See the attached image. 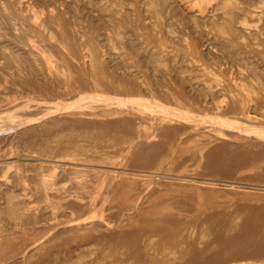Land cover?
<instances>
[{"label":"rangeland","instance_id":"1","mask_svg":"<svg viewBox=\"0 0 264 264\" xmlns=\"http://www.w3.org/2000/svg\"><path fill=\"white\" fill-rule=\"evenodd\" d=\"M263 132L264 0H0V264H264Z\"/></svg>","mask_w":264,"mask_h":264},{"label":"bare ground","instance_id":"2","mask_svg":"<svg viewBox=\"0 0 264 264\" xmlns=\"http://www.w3.org/2000/svg\"><path fill=\"white\" fill-rule=\"evenodd\" d=\"M237 3H238V2H237ZM248 3H249V2H248ZM251 4H252V3H251ZM221 8H223V7H221ZM248 12H249V11H248ZM238 14H239V13H238ZM161 16H162V15H161ZM159 18H160V17H159ZM161 18H162V17H161ZM156 19H157V18H156ZM256 30H257V29H256ZM231 45H232V44H231ZM251 45H252V44H251ZM243 49H244V48H243ZM244 50H245V49H244ZM260 56H261V55H260ZM231 57H232V56H231ZM233 59H234V58H233ZM251 63H252V62H251ZM257 73H258V72H257ZM117 84H118V83H117ZM218 87H219V86H218ZM238 88H239V87H238ZM219 93H220V92H219ZM237 94H238V93H237ZM124 95H125V94H124ZM122 97H123V96H122ZM113 98H114V97H113ZM95 99H96V98H95ZM130 99H131V98H130ZM127 100H128V99H127ZM127 100H126V101H127ZM143 100H144V99H143ZM128 101H129V100H128ZM120 102H122V101L120 100ZM120 102H119V103H120ZM134 103H135V102H134ZM136 103H137V102H136ZM122 104H123V103H122ZM126 104H127V103H126ZM192 104H193V103H192ZM124 105H125V104H124ZM119 106H120V105H119ZM134 106H135V104H134ZM139 106H140V105H139ZM126 107H127V106H126ZM128 107H129V106H128ZM132 107H133V106H132ZM163 107H164V106H163ZM64 108H65V107H64ZM64 108H62V109H64ZM159 108H160V107H159ZM165 108H166V107H165ZM165 108H164V109H165ZM167 108H168V106H167ZM66 109H67V108H66ZM126 110H127V109H126ZM134 110H135V109H134ZM155 110H157V109H155ZM159 110H160V109H159ZM59 111H62V110H59ZM135 111H136V110H135ZM138 111H139V110H138ZM143 111H144V110H143ZM160 111H161V110H160ZM160 111H159V113H160ZM200 111H201V110H200ZM161 112H162V111H161ZM175 112H176V111H175ZM178 112H179V111H178ZM183 112H184V111H183ZM47 113H48V112H47ZM180 113H182V111H180ZM136 114H137V113H136ZM164 114H165V113H164ZM167 114H168V113H167ZM167 114H166V115H167ZM183 114H184V113H182V114H180V115L183 116ZM185 114H187V113H185ZM185 114H184V117H185ZM45 115H46V114H45ZM160 115H163V114H160ZM168 115H169V114H168ZM204 115H205V114H204ZM204 115H203V116H204ZM247 115H248V114H247ZM174 116H175V115H174ZM187 116H188V114H187ZM199 116H200V115H199ZM107 117H108V116H107ZM167 117H168V116H167ZM176 117H177V116H176ZM179 117H180V116H179ZM193 117H195V116L193 115ZM196 117H197V115H196ZM209 117H210V116H209ZM219 117H220V116H219ZM219 117H217V118H219ZM39 118H40V117H39ZM164 118H165V117H164ZM173 118H174V117H173ZM204 118H205V117H204ZM110 119H111V118H110ZM165 119H166V118H165ZM189 119H190V118H189ZM210 119H211V118H210ZM201 120H202V119H201ZM216 120H217V119H216ZM74 121H75V120H74ZM181 121H182V120H181ZM222 121H223V120H222ZM107 122H108V121H107ZM188 122H189V121H188ZM191 122H192V121H191ZM194 122H195V121H194ZM225 122H226V123H224L225 125L228 124L227 121H225ZM198 123H199V122H198ZM205 123H206V122H205ZM212 123H213V122H212ZM217 123H218V122H217ZM217 123H216V124H217ZM21 124H22V123H21ZM28 124H29V123H28ZM195 124H196V123H195ZM220 124H221V123H220ZM222 124H223V123H222ZM230 124H232V125H230ZM230 124H228V125L233 126V123H230ZM153 125H154V124H153ZM234 125H235V124H234ZM16 126H17V125H16ZM18 126H19V125H18ZM20 126H21V125H20ZM20 126H19V127H20ZM22 126H24V124H23ZM109 126H110V125H109ZM203 126H204V125H203ZM217 126H219V125H217ZM243 126H244V125H243ZM76 127H77V126H76ZM221 127H222V126H221ZM226 127H227V126H226ZM234 127H235V126H234ZM239 127H240V126H239ZM236 128H237V127H236ZM245 128H246V127H245ZM248 128H249V127H248ZM120 129H121V128H120ZM233 129H234V128H233ZM243 129H244V127H243ZM246 129H247V128H246ZM234 130H235V129H234ZM250 130H251V129H250ZM82 131H84V130H82ZM262 131H263V130H262ZM241 132H242V131H241ZM257 132H258V131H257ZM257 132H256V133H257ZM203 133H204V132H203ZM261 133H262V132H261ZM91 134H92V133H91ZM224 134H225V133H224ZM263 134H264V132H263ZM263 134H262V135H263ZM237 135H238V134H237ZM255 135H257V134H255ZM66 136H67V135H66ZM260 136H261V135H260ZM129 137H130V136H129ZM235 139H236V138H235ZM131 141H132V140H131ZM229 142H230V141H229ZM89 143H90V142H89ZM103 143H104V142H103ZM108 143H109V142H108ZM122 143H123V142H122ZM90 145H91V144H90ZM125 145H126V144H125ZM125 145H123V146H125ZM127 147H128V146H127ZM127 147H126V148H127ZM215 147H216V146H215ZM255 147H256V146H255ZM257 147H258V146H257ZM152 148H153V147H152ZM156 148H157V147H156ZM158 149H159V148H158ZM160 149H161V148H160ZM166 149H167V148H166ZM255 150H256V149H255ZM168 151H169V150H168ZM177 152H178V151H177ZM198 152H200V151H198ZM132 153H133V152H132ZM206 153H207V152H206ZM115 154H116V153H115ZM149 154H150V153H149ZM149 154H148V155H149ZM260 155H261V154H260ZM133 157H134V156H133ZM141 157H142V156H141ZM152 157H153V156H152ZM154 157H155V155H154ZM205 160H206V159H205ZM121 161H122V160H121ZM137 161H138V160H137ZM201 161H202V160H201ZM140 162H141V161H140ZM120 170H121V169H120ZM90 172H91V171H90ZM116 172H117V171H116ZM120 173H121V172H120ZM138 174H139V173H138ZM159 174H160V173H159ZM94 176H95V175H94ZM159 177H160V176H159ZM207 178H208V177H207ZM99 180H100V179H99ZM118 180H119V179H118ZM174 180H175V179H174ZM187 180H188V179H187ZM209 180H210V179H209ZM213 180H214V179H213ZM91 181H92V180H91ZM193 181H194V180H193ZM204 181H205V180H204ZM144 182H145V181H144ZM206 182H207V181H206ZM210 183H211V182H210ZM98 184H100V183H98ZM98 184H97V185H98ZM197 184H199V183H197ZM252 184H253V183H252ZM117 185H118V184H117ZM208 185H209V184H208ZM131 186H132V185H131ZM212 186H213V185H212ZM99 187H100V186H99ZM117 187H118V186H117ZM222 188H223V187H222ZM234 188H235V186H234ZM236 188H237V187H236ZM240 189H241V188H240ZM238 190H239V189H238ZM203 192H204V191H203ZM4 193H5V192H4ZM146 193H147V192H146ZM6 196H7V195H6ZM118 197H119V196H118ZM7 198H8V197H7ZM167 198H168V196H167ZM117 199H118V198H117ZM257 199H258V198H257ZM202 203H203V202H202ZM173 204H174V203H173ZM19 206H20V204H19ZM96 207H97V206H96ZM23 209H24V208H23ZM101 209H102V208H101ZM29 211H30V210H29ZM21 212H22V211H21ZM21 212H20V213H21ZM32 212H33V211H32ZM164 212H165V211H164ZM71 214H72V213H71ZM100 214H101V213H100ZM160 214H161V213H160ZM160 214H158V215H160ZM68 215H69V214H68ZM156 216H157V215H156ZM161 216H162V215H161ZM153 217H154V216H153ZM157 217L160 219L159 216H157ZM163 217H164V216H163ZM100 219H101V218H100ZM161 219H163V218H161ZM161 219H160V220H161ZM167 219H169V218H167ZM92 220H94V219H92ZM81 221H82V220H81ZM85 221H86V220H85ZM107 221H108V220H107ZM156 221H158V220L156 219ZM162 221H163V220H162ZM166 221H168V220H166ZM166 221H165V222L163 221L164 223L162 222L163 225H165V223H167ZM173 221H174V220H173ZM71 222H72V221H71ZM26 223H27V222H26ZM180 223H181V222H180ZM212 223H213V222H212ZM128 224H129V223H128ZM128 224H127V225H128ZM154 225H155V224H154ZM154 225H153V226H154ZM163 225H161V226H163ZM54 226H55V225H54ZM94 226H95V225H94ZM153 226H152V227H153ZM155 226H157V225H155ZM155 226H154V227H155ZM218 226H219V225H218ZM181 227H182V226H181ZM159 228H160V226H159ZM182 228H183V227H182ZM182 228H181V229H182ZM58 229H59V228H58ZM152 229L154 230L155 228H152ZM152 229H151V230H152ZM157 229H158V227H157L155 230L157 231ZM163 229H164V226H163ZM165 229H167V226H166V225H165ZM175 229H176V231L178 232V229H179V228H178V229L175 228ZM158 230H159V229H158ZM167 230H168V229H167ZM167 230H166V232H167ZM179 230H180V229H179ZM182 230H183V229H182ZM186 230H187V233H188V229L185 228V229L183 230V233H182V234H184V231H186ZM49 231H50V230H49ZM156 231H153V232H156ZM159 231H160V230H159ZM159 231H157V232H159ZM229 231H230V230H229ZM172 232H173V231H172ZM174 233H175V231H174ZM180 233H181V231H180ZM185 233H186V232H185ZM50 234H51V233H50ZM161 234H163V233H161ZM172 234H173V233H172ZM174 235H175V234H174ZM184 235H185V234H184ZM47 236H48V235H47ZM187 236H188V235H186V237H187ZM173 238H174V237H173ZM183 238H185V237H183ZM183 238H182V239H183ZM245 238H246V237H245ZM44 239H45V238H44ZM240 239H241V238H240ZM174 240H175V238H174ZM179 240H181L180 237H179ZM184 240H185V239H184ZM186 240H187V239H186ZM245 240H246V239H245ZM245 240H244V241H245ZM155 241H156V240H155ZM242 241H243V240H242ZM36 242H37V241H36ZM173 242L176 243V241H173ZM181 242H182V241H181ZM181 242H180V244H181ZM105 243H106V242H105ZM34 244H35V243H34ZM100 244H101V243H100ZM115 244H116V243H115ZM171 244H172V243H171ZM176 244H177V243H176ZM180 244H179V246H180ZM190 244H191V243H190ZM121 245H122V244H121ZM174 246H175V245H174ZM190 246H191V245H190ZM207 246H208V245H207ZM29 247H30V246H29ZM172 247H173V246H172ZM177 247H178V246H177ZM181 247H182V245H181ZM181 247L179 248V250L181 249ZM174 248H175V247H174ZM174 248H173V249H174ZM187 248H188V247H187ZM187 248H185V250H186ZM103 249H104V248H103ZM163 249H164V248H163ZM188 250H189V249H188ZM180 251L183 252L182 249H181ZM186 251H187V250H186ZM105 252H106V251H105ZM151 252H152V251H151ZM177 252H178V250H177ZM182 252H180V253H182ZM184 252H185V251H184ZM184 252H183V253H184ZM183 253H182V254H183ZM174 254H175V253H174ZM186 254H187V253H186ZM186 254H184V255H185V256H188V255H186ZM104 255H105V254H104ZM205 255H206V254H205ZM205 255H204V256H205ZM23 256H24V255H23ZM23 256H22V257H23ZM192 257H193V256H192ZM72 259H73V258H72ZM188 259H189V258H188ZM192 259H193V258H192ZM261 260H263V259H261ZM187 261H188V260H187ZM2 263H3V262H2ZM252 263H253V262H252ZM60 264H61V263H60Z\"/></svg>","mask_w":264,"mask_h":264}]
</instances>
